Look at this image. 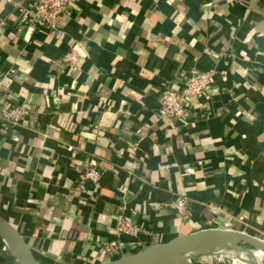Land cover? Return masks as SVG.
<instances>
[{"label":"crops","instance_id":"crops-1","mask_svg":"<svg viewBox=\"0 0 264 264\" xmlns=\"http://www.w3.org/2000/svg\"><path fill=\"white\" fill-rule=\"evenodd\" d=\"M31 3L0 0V71L31 110L0 125V201L42 264L109 261L120 214L141 230L126 255L205 230L264 241V0H76L57 38ZM190 70L209 95L171 126L158 94ZM91 158L98 197L80 202Z\"/></svg>","mask_w":264,"mask_h":264},{"label":"built area","instance_id":"built-area-1","mask_svg":"<svg viewBox=\"0 0 264 264\" xmlns=\"http://www.w3.org/2000/svg\"><path fill=\"white\" fill-rule=\"evenodd\" d=\"M30 18L32 22L47 30L53 37H61L62 32L59 24L67 16L76 0H31ZM64 60L74 66L78 58L74 50L65 54ZM13 71H0V125L15 129L21 128L29 117L31 110L29 105L16 104L17 99L10 94L6 85L5 78ZM211 73L200 74L196 70H190L174 81L175 88L164 85L157 98V109L153 112L157 118L166 120L172 126L176 122H185L191 115V100H199L209 95ZM135 148H131V153ZM103 170L99 168L95 158L87 161L86 167L76 181L75 188L78 199L89 197L88 200L94 201L98 197L100 182ZM164 207L170 208L179 214L186 212L187 200L185 198L176 200ZM117 239L103 245V251L109 261L117 260L127 256L123 249L122 238L134 239L141 231L139 226L132 224L120 214L116 225Z\"/></svg>","mask_w":264,"mask_h":264},{"label":"water","instance_id":"water-1","mask_svg":"<svg viewBox=\"0 0 264 264\" xmlns=\"http://www.w3.org/2000/svg\"><path fill=\"white\" fill-rule=\"evenodd\" d=\"M0 244L16 264H42L8 219L1 201ZM220 246L244 247L260 254V262L264 264V241L245 233L218 229L179 235L166 243L149 246L117 260L99 264H181L189 258Z\"/></svg>","mask_w":264,"mask_h":264},{"label":"bare ground","instance_id":"bare-ground-1","mask_svg":"<svg viewBox=\"0 0 264 264\" xmlns=\"http://www.w3.org/2000/svg\"><path fill=\"white\" fill-rule=\"evenodd\" d=\"M212 256H221L224 258H234L238 264H261L260 262V254L253 253L252 251H249L245 249L244 247L240 246H223V247H213L209 249L204 254V258L197 259V258H189L186 261H184L181 264H197V260L205 262L207 260H210ZM220 260V259H219ZM204 263V262H203ZM199 264V263H198Z\"/></svg>","mask_w":264,"mask_h":264},{"label":"rangeland","instance_id":"rangeland-1","mask_svg":"<svg viewBox=\"0 0 264 264\" xmlns=\"http://www.w3.org/2000/svg\"><path fill=\"white\" fill-rule=\"evenodd\" d=\"M141 251V250H140ZM205 253H202L201 255H198L196 257H193V258H197L198 260L199 259H202L204 258ZM220 259V260H219ZM197 260V264H238L236 263L237 261L234 260V258H224V257H221V256H212L210 260H207L205 262V260L203 262L201 261H198ZM0 264H16L14 262V260L12 258H10V256L8 255V253L6 252V250L3 249L2 245L0 244Z\"/></svg>","mask_w":264,"mask_h":264},{"label":"trees","instance_id":"trees-1","mask_svg":"<svg viewBox=\"0 0 264 264\" xmlns=\"http://www.w3.org/2000/svg\"><path fill=\"white\" fill-rule=\"evenodd\" d=\"M136 206V205H135ZM83 210H87L88 211V208L87 207H85Z\"/></svg>","mask_w":264,"mask_h":264}]
</instances>
